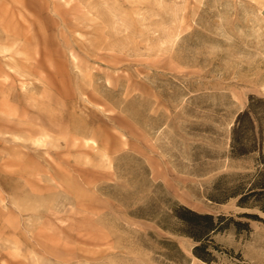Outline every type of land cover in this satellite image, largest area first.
Returning a JSON list of instances; mask_svg holds the SVG:
<instances>
[{
    "label": "rangeland",
    "instance_id": "374dc122",
    "mask_svg": "<svg viewBox=\"0 0 264 264\" xmlns=\"http://www.w3.org/2000/svg\"><path fill=\"white\" fill-rule=\"evenodd\" d=\"M251 96L264 0H0V264H264V213L212 199L256 172ZM180 205L249 229L209 263Z\"/></svg>",
    "mask_w": 264,
    "mask_h": 264
},
{
    "label": "trees",
    "instance_id": "16d2710c",
    "mask_svg": "<svg viewBox=\"0 0 264 264\" xmlns=\"http://www.w3.org/2000/svg\"><path fill=\"white\" fill-rule=\"evenodd\" d=\"M232 154L235 157L245 156L258 151L260 153L257 161L256 172L250 182L241 181L222 193L221 196L213 197L217 202H227L237 199V205L247 209H257L264 213V98L251 96L247 109L241 111L233 127ZM175 211V216L181 221L182 226L177 228L180 232L194 238L198 244L194 247L197 257L213 263L214 256L208 250L212 245L213 234L234 225L237 229H249V221L235 218V216L224 213L215 215L213 213H202L186 205H180ZM240 217L261 220L263 217L258 212L244 211ZM160 223L165 228H170L167 221ZM174 228V227H173ZM238 264H250L241 261Z\"/></svg>",
    "mask_w": 264,
    "mask_h": 264
}]
</instances>
